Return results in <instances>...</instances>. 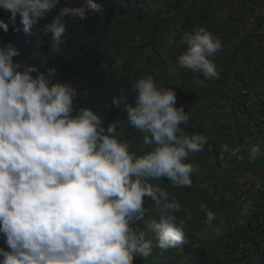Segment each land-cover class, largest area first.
Listing matches in <instances>:
<instances>
[{"label": "clouds", "instance_id": "obj_1", "mask_svg": "<svg viewBox=\"0 0 264 264\" xmlns=\"http://www.w3.org/2000/svg\"><path fill=\"white\" fill-rule=\"evenodd\" d=\"M58 5L61 0H0V29L12 26L18 37L0 43V264H191L195 251L210 257L196 264H245L244 245L233 251L236 245L223 239L224 218L201 203L202 220L186 208L195 199L180 197L192 186L196 162L190 159L207 137L194 132L205 121L190 124L175 88L181 79L210 97L205 87L219 78L218 58H210L223 50L221 40L195 26L179 40L174 68L158 56L150 61L147 50L122 71L133 49L108 69L106 62L59 51L85 30L69 36L66 18L103 23V5ZM43 29L53 43L40 41ZM38 44L55 55L48 66L13 59ZM230 104L220 107L227 112ZM221 148L245 159L239 146ZM247 151L254 162L258 148ZM221 162L220 174L227 168ZM238 179L242 191L252 185ZM165 180L170 187L161 186ZM227 180L220 176L217 187ZM258 183L251 188L264 186ZM245 199L242 194L236 203L241 217L251 210ZM198 217L203 228L187 233Z\"/></svg>", "mask_w": 264, "mask_h": 264}, {"label": "trees", "instance_id": "obj_2", "mask_svg": "<svg viewBox=\"0 0 264 264\" xmlns=\"http://www.w3.org/2000/svg\"><path fill=\"white\" fill-rule=\"evenodd\" d=\"M65 0H61L64 5ZM81 0H69V6H79ZM102 4L105 12L103 23L98 17H91L80 24H73L67 20V31L76 32L84 27L82 34H74L71 41L61 45L60 54L74 56L78 60L88 58L90 62H106V68L117 66L119 60H124L134 49L135 56L124 63L122 71L140 60V55L151 51L150 61L158 56L162 63L169 62L170 67L177 65L176 56L179 53V40L183 33L190 31L195 26L205 27L214 37L219 38L222 46L229 43L230 39L238 36L235 45L225 53L219 51L210 59L218 58L216 67L219 69V78L215 85L200 86L206 88L210 97H205L202 91L194 92L185 88L180 83L176 90L180 92V99L185 114L191 125L196 121H205L204 125L194 129L195 133H203L207 142L203 150L193 153L191 157L195 171L191 176L192 186L183 187L181 201L185 203L195 199L194 206L186 205L188 212L206 218L200 210V204H205L213 211L216 217L224 218L226 234L223 239L236 246L243 244L241 252L245 264H264V186L258 190L251 188L256 181L264 184V48L258 50L254 44H259L264 39V0H97ZM0 13H5L0 10ZM56 14V10L52 13ZM49 14V16H50ZM49 18V17H48ZM249 19L254 20L253 26L240 34L239 29L248 24ZM50 19L45 20L46 23ZM19 22V18H18ZM234 30L233 36H226ZM171 33L169 39L168 34ZM10 41L18 43V37L9 26L4 32L0 29V43ZM40 41H50L51 34L40 32ZM53 43V42H52ZM55 55L49 54V49L38 44L34 51L24 53L19 62L27 61L38 67H44ZM256 59L259 62H256ZM35 75V74H33ZM209 82V81H207ZM206 83V82H205ZM257 85H262L258 88ZM226 90L224 97L218 91ZM254 92L258 99V108L248 109L247 98ZM217 94L219 96H217ZM262 94V97L259 95ZM217 96V97H216ZM231 106L226 112L222 105ZM205 102L207 105L203 109ZM202 110V111H201ZM205 110V111H204ZM207 112V114H206ZM230 123V124H229ZM181 126V125H180ZM185 126V125H184ZM209 131V132H207ZM207 132V133H206ZM232 141H228L231 140ZM228 144L230 148L241 147L243 161L231 157L223 152L221 145ZM252 146L258 148L257 158L249 163L247 149ZM223 156V159H221ZM226 163L221 174L217 170L222 162ZM202 174V175H201ZM225 174L228 178L222 187L218 186L219 177ZM252 185L246 191L240 190L237 178L241 183L249 182ZM234 180V181H233ZM162 187H170L165 180ZM246 184V183H245ZM246 195L245 202L251 206L249 215L241 217L242 209L236 207L241 195ZM147 199H145L146 203ZM180 201V199H178ZM244 223L241 224L240 220ZM200 218L190 221L187 233L194 234L203 228ZM216 220V219H215ZM206 221V219H205ZM2 237V236H0ZM195 251L191 254V264L196 260L209 259Z\"/></svg>", "mask_w": 264, "mask_h": 264}, {"label": "rangeland", "instance_id": "obj_3", "mask_svg": "<svg viewBox=\"0 0 264 264\" xmlns=\"http://www.w3.org/2000/svg\"><path fill=\"white\" fill-rule=\"evenodd\" d=\"M167 0H164V2H166ZM264 11V8H262V9H260V12H263ZM252 24H254V20H252V19H249V21H248V24L246 25V26H244V27H242L241 29H239V31H240V34H242L243 33V31H244V29L245 30H247V29H249V28H251L253 25ZM244 28V29H243ZM264 30V26H263V28H262V30H260V31H263ZM234 35V30H230L229 31V33H227L226 34V36L228 37V36H233ZM239 38H238V36H236V37H232L231 39H230V41H229V43H225L224 45H223V50H222V52H227L228 50H229V48H232V46H234L235 45V43H236V41L238 40ZM254 47H256L258 50H261L262 48H264V39L262 40V42L260 43V45L257 43V44H254L253 45ZM256 62H259V60L258 59H256ZM258 86V88H260V87H262V85H257ZM256 94L254 93V92H252V94L250 95V97H248L247 98V101H248V104H247V107H248V109H253V110H255V109H257L258 108V104H259V102H258V99H256L255 96ZM263 95L262 94H260L259 95V97H262ZM199 125H201L199 122H197L196 124H195V126H199ZM197 128V127H196ZM223 176L224 177H226L225 176V174H223ZM251 181V179H250V177L248 178V181ZM263 183H258V184H256V188L258 187L257 185H262ZM245 189H246V187H245Z\"/></svg>", "mask_w": 264, "mask_h": 264}]
</instances>
